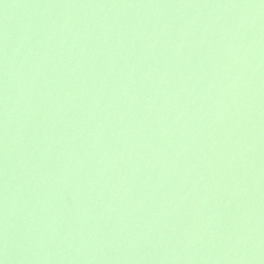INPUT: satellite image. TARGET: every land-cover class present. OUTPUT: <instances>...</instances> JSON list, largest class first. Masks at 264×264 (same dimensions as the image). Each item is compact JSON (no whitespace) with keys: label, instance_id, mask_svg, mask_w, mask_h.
I'll list each match as a JSON object with an SVG mask.
<instances>
[{"label":"water","instance_id":"water-1","mask_svg":"<svg viewBox=\"0 0 264 264\" xmlns=\"http://www.w3.org/2000/svg\"><path fill=\"white\" fill-rule=\"evenodd\" d=\"M0 264H264V0H0Z\"/></svg>","mask_w":264,"mask_h":264}]
</instances>
